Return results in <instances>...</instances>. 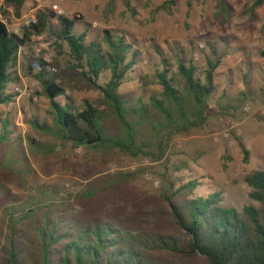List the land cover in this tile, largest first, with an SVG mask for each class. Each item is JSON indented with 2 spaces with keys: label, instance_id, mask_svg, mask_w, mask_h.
Segmentation results:
<instances>
[{
  "label": "trees",
  "instance_id": "16d2710c",
  "mask_svg": "<svg viewBox=\"0 0 264 264\" xmlns=\"http://www.w3.org/2000/svg\"><path fill=\"white\" fill-rule=\"evenodd\" d=\"M6 1L18 9L24 0ZM262 3L254 0L250 9ZM169 4L159 8L169 9ZM216 8L215 16L227 17L225 0H218ZM77 19L58 14L53 24L41 9L17 33L0 17V106L17 95L7 85L18 79L13 67L20 48L32 35L52 31L67 45L66 67L75 73L67 83L50 73L42 58L28 63V69H36L34 76L40 94L49 101L51 119L49 124L32 115L29 121L35 132L58 137L72 148L105 153L114 148L137 158L149 156L155 143L161 149L172 135L205 123L209 99L217 89L214 71L219 59H208L199 70L192 60L185 62L179 56L175 74H169V64L162 58V68L155 73L160 91L145 99L120 90L136 63L133 46L108 30L102 40L86 41L85 32H74ZM258 53L264 59V47ZM67 88L96 90L99 97L77 105ZM13 133L14 125L4 115L0 120V264H264V168L244 176L251 187L250 198L257 204L226 206L219 192L194 193L197 180L176 186V180L168 178L157 194L138 195L134 210L127 213L102 207L99 199L137 180L142 173L139 167L103 172L85 163L84 182L75 192L44 184L26 188L28 159L21 135ZM13 141L18 146L9 147ZM26 141L36 150L34 136L28 135ZM239 147L246 160L248 150L242 142ZM10 178L26 193L12 191L7 185Z\"/></svg>",
  "mask_w": 264,
  "mask_h": 264
},
{
  "label": "rangeland",
  "instance_id": "374dc122",
  "mask_svg": "<svg viewBox=\"0 0 264 264\" xmlns=\"http://www.w3.org/2000/svg\"><path fill=\"white\" fill-rule=\"evenodd\" d=\"M225 1L229 8L226 18L215 16L218 0H24L18 9L0 0V17L9 30L17 33L35 19L37 10L43 9L53 24L58 14L77 17L74 32H85L86 41L102 40L105 30L124 36L137 56L120 90L145 99L160 91L155 73L162 68V58L169 64V74H175L179 56L185 62L192 60L199 70L208 59H219L214 71L217 89L209 99L205 123L172 135L161 149L155 143L149 156L132 158L114 148L107 153L72 148L58 137L32 129V115L49 124L51 119L49 101L40 94L34 76L36 69H28V63L34 57L42 58L48 62L46 68L55 67L47 70L67 83L75 73L66 67L69 56L65 42L57 40L52 31L32 35L20 48L13 67L18 79L7 85L8 91L17 95L0 106V120L8 115L14 125L13 136L20 134L23 140L29 164L23 187L44 184L75 192L84 182L81 175L87 163L103 172L137 167L142 171L130 185L100 197L101 206L108 209L132 212L138 195L157 194L168 178L175 179L176 186L197 180L194 193L219 192L226 206L257 204L250 198L251 187L244 176L264 168V59L258 53L264 47V3L250 9L254 0ZM167 2L169 9L159 8ZM52 28L57 30L56 26ZM66 92L77 105L83 99L99 97L92 89L67 88ZM220 104L226 108L221 109ZM28 135L38 142L36 150L28 147ZM239 142L248 150L246 160ZM12 145L18 146V142L13 141L9 147ZM7 185L15 193H26L12 178L7 179ZM14 197L19 198L17 194Z\"/></svg>",
  "mask_w": 264,
  "mask_h": 264
},
{
  "label": "built area",
  "instance_id": "2783aa9c",
  "mask_svg": "<svg viewBox=\"0 0 264 264\" xmlns=\"http://www.w3.org/2000/svg\"><path fill=\"white\" fill-rule=\"evenodd\" d=\"M56 11H57L58 13H60V9H57ZM47 68L52 69V70H55V67H53V66H47ZM245 109L247 110L248 107H245Z\"/></svg>",
  "mask_w": 264,
  "mask_h": 264
}]
</instances>
